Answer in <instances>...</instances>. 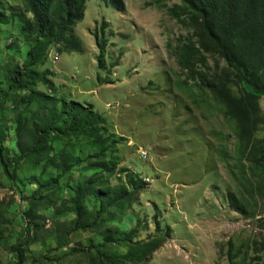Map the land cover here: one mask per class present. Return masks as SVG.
<instances>
[{
    "label": "rangeland",
    "instance_id": "374dc122",
    "mask_svg": "<svg viewBox=\"0 0 264 264\" xmlns=\"http://www.w3.org/2000/svg\"><path fill=\"white\" fill-rule=\"evenodd\" d=\"M123 3L87 0L73 28L81 50L52 47L39 71L50 69L54 85L34 86L92 105L93 133L38 137L50 120L61 128L56 110L27 104L25 90L0 100V154L14 178L0 167V264H14L19 241L23 264H264V98L215 48H199L180 0ZM0 10L4 90L31 39L21 0H0Z\"/></svg>",
    "mask_w": 264,
    "mask_h": 264
},
{
    "label": "trees",
    "instance_id": "16d2710c",
    "mask_svg": "<svg viewBox=\"0 0 264 264\" xmlns=\"http://www.w3.org/2000/svg\"><path fill=\"white\" fill-rule=\"evenodd\" d=\"M110 7L122 10L123 0H104ZM190 12V19L199 31L198 46L207 51L215 48L224 61L235 72V78L242 88L253 98H264V0H180ZM23 23L21 32L28 35L31 45L26 49L22 62H17L6 80V89L0 90V100L9 96L10 91L25 90L22 98L26 103L37 102L49 106L48 111H57L61 117V128L55 129L56 123L49 121L38 137L46 131L66 134L71 131L96 130L100 115L92 110V105L84 107L80 103L64 98L56 99L45 91H36L37 81L53 87L49 79L53 75L50 69L43 67L50 49L63 44L67 52L80 51L81 44L73 28L83 18L87 0H21ZM28 13L30 17H25ZM7 20L0 10V24ZM102 22L100 32L93 33L98 50L97 68L104 67V29ZM192 47L189 44L190 49ZM97 81L99 76L96 75ZM105 82H108L105 80ZM217 95L227 105L235 103L230 93L218 86ZM47 144L49 141L44 139ZM40 143L42 141L37 140ZM25 156L11 159L18 164ZM0 167L3 176L14 182L12 173L0 154ZM78 226V215L75 220ZM16 237V235H14ZM24 241L12 243L10 252L14 255V264L24 263Z\"/></svg>",
    "mask_w": 264,
    "mask_h": 264
},
{
    "label": "crops",
    "instance_id": "0c3cea01",
    "mask_svg": "<svg viewBox=\"0 0 264 264\" xmlns=\"http://www.w3.org/2000/svg\"><path fill=\"white\" fill-rule=\"evenodd\" d=\"M75 35H76V33H75ZM77 36V35H76ZM52 79V78H51ZM53 80V79H52Z\"/></svg>",
    "mask_w": 264,
    "mask_h": 264
}]
</instances>
